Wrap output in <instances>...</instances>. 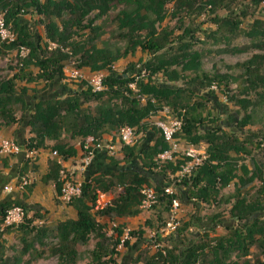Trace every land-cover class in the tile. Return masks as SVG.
<instances>
[{
  "label": "trees",
  "instance_id": "16d2710c",
  "mask_svg": "<svg viewBox=\"0 0 264 264\" xmlns=\"http://www.w3.org/2000/svg\"><path fill=\"white\" fill-rule=\"evenodd\" d=\"M189 1L0 0V13H3L4 23L9 25L15 35L13 42L1 44L2 47L7 45L12 49L18 47L28 49L21 68L9 79L0 80L2 126L9 127L16 122L12 112V107L15 105H20L22 111L23 109L27 110L22 94L17 95L15 92V81L27 83L40 81L44 86H47L48 83L55 80L64 79L62 62L66 57L57 49L45 52L41 46L42 39L27 29L25 22L20 17L21 14L29 12L38 16L36 24L43 27L46 42L63 46L70 38L69 32L72 28H85L81 26V23L89 13L96 12L94 18H100L112 6L120 5L122 9L115 17L117 29L126 30L128 48L122 55L118 53L110 55L104 50L94 48L85 50L80 56L77 68H87L89 71L95 72L106 69L112 62L124 57L128 52L133 53L137 48L152 55L162 50L170 32L161 31L160 35H157L155 25L164 20L166 4L172 3L175 9L180 10L182 6H188ZM222 2L224 1L207 0L204 4L215 9ZM251 2L257 6L264 0H252ZM212 23L216 26L215 32H224L233 37L241 35L251 41L252 48L260 49L264 46V20L254 19L250 26L243 31H239L237 19L215 18ZM91 24L92 21L88 20L86 26ZM140 32L145 33L142 39L137 35ZM189 33V29L182 31L184 35ZM191 46V43L181 42L175 46L171 55L153 57L151 61L144 63L142 67L148 74L146 80L139 78V69L136 71L130 67L132 71L130 73L115 75L111 72L106 75L102 79L103 91L90 92L89 89H80L63 97L34 102L26 121L30 134V138L25 142L27 150L46 149L45 143L53 142L52 151L56 152L57 157L64 161L74 157L76 150L72 145L61 140L63 136L66 135L69 140L84 139L88 136L98 139L104 134L115 135L122 126L135 128L136 135L145 133L151 143H147L137 152L134 146L121 149L122 161L139 164L144 175L130 170L123 172L107 169L83 180L79 198L69 204L75 212L74 219H66L49 225H33V219L26 217L28 210L24 206L8 201L1 202L0 224L4 212L12 206H20L25 214L23 223L14 228L4 227L5 232H9L11 229L16 230L20 249L13 253H6L4 246L0 243V264H20L23 258L28 255L38 258L40 250L42 252L46 246L45 240L49 238L55 239L56 246L52 248L51 253H57L58 264H75L78 248L85 246L92 237L95 240L91 252L92 261L95 264H117L113 256L116 255L115 248L119 244L121 231L115 230L116 237L109 243L102 231V226L95 221L94 215L108 220L136 216L139 212L138 206L141 199L139 190L143 186L153 188L157 195L156 205L162 207L164 211L168 210L170 197L163 194L162 188L169 184L168 176L177 171L178 163L166 162L157 169L154 160L158 154L167 150V145L159 132L143 121L151 112L160 110L162 105L170 106L173 114L179 117L180 110L176 111L175 107L180 105L182 98L179 97V89L155 85L152 83L151 77L160 74L168 82H177L181 79L180 74L190 72L193 74L191 81L197 82L198 88L201 89L214 84L218 85L226 79V76L218 73L206 74L202 72L201 55L198 51H192ZM263 59L262 56L254 55L242 65L249 89H260L261 94L258 97L262 101H264V73L261 74L257 69L252 68ZM30 65L37 69L34 76L31 73H24V70ZM173 67H178L179 71L173 70ZM129 85H133V88H130ZM21 90L22 93L25 92V89ZM212 94V92L209 93L210 96H207L204 102H211ZM140 98H143L142 104L138 102ZM114 100H118L119 104H116ZM90 102L96 103L92 114L81 108L83 104ZM236 102L242 109L251 106V103L245 99ZM179 107L185 110L182 114L180 131L175 136L181 137L191 145H206L208 156L194 175L187 179H181L176 185V187L183 188L182 193L185 200L190 202V199H199L205 202L210 196L216 195L219 189L227 187L233 179H237L236 185L238 184L241 189L247 187L254 180H258L261 196L257 195L248 199L242 196L236 188L232 196L233 204L229 209L230 221L223 225L225 230L223 236L213 238L205 236V238H201L200 242L192 243L181 250L176 246L169 245L167 248L155 251L144 260L143 264H264V174L262 170L250 160L252 165L250 176L236 177L233 174L234 162L229 155L248 153L244 140L238 141L235 136H227L221 130V125L214 124L216 119L210 120V123L215 126L207 127L204 119L200 116L190 115L192 109H187L186 105ZM68 118L72 119V124L66 126L65 121ZM249 122L250 116L244 115L240 120L234 119L232 125H235V128L240 131ZM109 165V168H116L118 162L109 159ZM46 168L43 180L53 185L57 196L61 186L60 165L56 160L50 159L47 161ZM149 174L159 175L161 181L164 180L165 183L151 184L148 179ZM95 189L111 190L114 192V197L110 207L91 215L90 205ZM156 205L152 208H155ZM35 217L38 218L39 215H35ZM155 218L160 220L161 216L156 215ZM161 223L160 226L163 225ZM145 224L152 228L149 221H146ZM142 234L140 230L128 233L137 241L142 240ZM155 234V239L158 240L159 234L157 232ZM122 246L127 247L128 242L124 241ZM252 247L262 254V260L255 259L251 263L246 259ZM205 249L206 254H202Z\"/></svg>",
  "mask_w": 264,
  "mask_h": 264
},
{
  "label": "rangeland",
  "instance_id": "374dc122",
  "mask_svg": "<svg viewBox=\"0 0 264 264\" xmlns=\"http://www.w3.org/2000/svg\"><path fill=\"white\" fill-rule=\"evenodd\" d=\"M205 1L207 0H190V4H188V6H182L180 10L175 9L172 3L166 4L164 8V20L155 25V32L157 35H160L161 31L170 32L167 42L162 50L152 55L146 51L142 52L137 48L133 53L128 52L124 57L112 62L106 69L92 73H101L104 77L111 72L115 75H121L123 73L132 72L130 67H133L136 71L139 69V78L146 80L148 74L142 67L144 63L151 61L153 57L171 55L175 46L179 45L181 42L191 43V50L198 51L201 55V71L206 74L218 73L219 75H224L226 76L225 81H222V83L218 85L214 84L210 87H204L201 89L198 88L199 86L197 82L191 81L193 74L186 72L180 74L181 79L177 82H168L160 74H156L151 77L152 83L155 85H165L179 89V97L182 98L180 105H186L187 109H192L193 111H190V115H196L197 117L200 116V118L204 119V123L207 127H212L217 123L222 126L221 130L227 136H235L238 141L244 140V145L248 153L229 155L234 162L233 174L236 177L250 176L252 169L250 160H252L264 174V101L260 100L258 97V95L261 94L260 89H249L248 83L246 82L247 77L245 76L242 67V65L254 55L264 57V46L260 49L252 48L250 45L251 41L241 35H235L233 37L230 35L228 36V34L224 32H215L216 26L212 23V20L215 18L237 19L239 22V31L246 30L254 19L264 20V2L255 6L251 2L252 0H220L224 2H222L217 8L213 9L210 5H205ZM121 9L122 7L120 5L112 6L107 13L100 18H94L96 12L89 13L81 23V26H84L85 28H72L69 32L70 38L63 46L46 42L43 27L36 24L39 19L38 16L28 12L21 14L20 17L25 22L27 29L42 39L41 46L45 52H51L57 49L66 57L62 62L63 76L66 81L70 82L71 85L76 88L78 87L80 90L86 89L84 84L82 82L70 80L66 78L65 75L72 64H76L77 67L80 56L85 50L94 48L104 50L110 55H116L117 53L122 55L124 50L128 48L126 30L117 29L115 18ZM88 20L92 21L90 26H86ZM183 29H189L190 33L188 35L182 34ZM137 35L142 39L145 33L140 32ZM1 44L6 43H0V80H6L21 68L23 59L20 58L17 48L12 49L7 45L2 47ZM226 50L228 52H224ZM26 51L27 55L28 49H26ZM172 69L179 71L178 67H173ZM252 69H257L258 72L263 74L264 59L260 60ZM82 70L88 69L82 68ZM88 72L91 73L89 70ZM24 73H31L32 76H34L37 73V69L30 65L24 70ZM33 87L38 93L44 90V87L41 89L42 82L40 81H33L30 83L18 80L15 81L16 94L22 93L21 89H26L27 95H31L33 93L31 89ZM211 92L213 93L211 102H204V99H206L207 96H210L209 93ZM242 99L249 101L251 106L242 109L236 102ZM138 100L140 104L143 103V100ZM114 101L116 104H119L118 100ZM95 106V102H90L83 104L81 108L92 114L94 113ZM179 106L177 105L175 109L176 111L180 110V116L182 117L185 109L182 110ZM162 107H167L171 112V115L175 117L170 106L162 105ZM12 112L14 118H16L22 112V108L20 105H15L12 107ZM244 115L250 116V122L239 131L235 128V125H232L234 124L232 122H234V119L240 120ZM211 119H216V122L214 124L210 123ZM149 121L152 120H148V122ZM228 125L232 126L229 127ZM6 128L8 129V127L2 126V121L0 120V130H5ZM104 135L113 136L114 138L116 134ZM141 135L142 134L137 135V138H139L137 146H139L141 141ZM61 140H64L70 145L74 143L72 146H75L76 149L82 142V139L69 140L66 135L63 136ZM177 141L180 146L185 144V141L181 137H177ZM52 145V143H47L46 149L44 150L46 154H51ZM194 147L202 148V151L206 152V145L204 144H198ZM4 157L7 156H0V166L6 168L8 161L5 160ZM118 158L119 156L117 154L113 159H117L115 161L118 162L119 167L120 165L123 167L128 166L127 170L141 174L142 170L138 165L136 166L135 164H132L131 161L124 163ZM78 160L76 162H78ZM25 165L27 168V163H25ZM26 168H20L18 173V179L20 180V178H23L26 181V185L22 189L17 190L21 195L20 201L31 206L35 204H42L44 206L41 207V209H44L43 212L37 211L35 213V215H39L38 218H36L33 213H28L29 210L27 211L26 217L28 219H33V225H49L66 219H74L75 212L73 208L69 204L61 203L56 195L50 199H47L44 195V198H40L39 201L31 199L32 188L34 186L33 166H29V170ZM73 176L74 174H72V177ZM236 183L237 179H233L227 187L219 189L216 195L210 196L205 202H202L199 199H190V202L187 203L185 202L186 200L184 199V196L180 193L181 190L179 192L177 191V198L179 201V208L176 212L177 226L173 231H167L164 234L159 235L160 238L158 240L155 239L154 234L156 232L158 233V231L163 228L164 223L169 220V207L167 211H164L162 207H159L158 205H156L155 208L151 207L148 210L142 211L138 208L139 212L135 217H127L123 219V222L118 219L108 220L104 217H96L92 213L91 215H94L97 224L102 226V231L105 233L104 235L109 240V243L116 237L115 230L119 229L121 231L119 245L115 248L116 255L113 256V259L117 264H143L144 260L155 253V251L167 248L168 245L176 246L181 250L192 243L200 242L202 237L205 238L206 236L207 238H213L223 236L225 234L223 225L230 221L229 209L233 204L232 196L235 193L234 190L238 188V192L248 199H252L257 195L261 196L259 193L260 183L258 180H254L243 189L239 188L240 186H238V184L236 185ZM53 192L55 193V191ZM156 215L161 216L160 220L155 218ZM110 221L116 224V228L110 230ZM146 221L150 222L152 228L145 224ZM161 222L163 223L162 226H160ZM210 228H212V230H209ZM137 230H140L143 233L141 240L142 244L140 248L133 253L132 257L130 256V258H126L128 257V254H126L128 248L122 246V240L124 241L126 239L128 245L133 244L136 241L135 237H131L127 235V233ZM0 231H2L0 235V243L4 246L6 253L18 251L20 245L16 230L11 229L9 232H5L4 227H2ZM94 243L95 240L92 237L85 246L78 248V255L75 264H95L92 261L91 256ZM45 244L46 246L43 248L42 252L40 250V256L38 258L28 255L23 258V261L20 264H58L59 260L57 253H51L52 248L56 246L55 239L49 238L45 240ZM202 254H206V249L203 250ZM233 259L236 260L237 258ZM246 259L252 263L255 259L262 260L263 256L256 248L252 247L249 250Z\"/></svg>",
  "mask_w": 264,
  "mask_h": 264
},
{
  "label": "built area",
  "instance_id": "2783aa9c",
  "mask_svg": "<svg viewBox=\"0 0 264 264\" xmlns=\"http://www.w3.org/2000/svg\"><path fill=\"white\" fill-rule=\"evenodd\" d=\"M15 40V35L10 30L9 25H5L3 13H0V43L9 44ZM17 51L20 58H25L27 51L23 47H18ZM66 78L74 80L76 82H82L86 89L90 92H100L104 90L102 79L104 76L101 73H90L88 70H82L77 68L76 64H72L69 68ZM133 88V85H129ZM143 100V98H140ZM148 120H152L149 121ZM147 124L154 127L160 134L161 138L167 145V150L158 154L154 160L155 166L166 162L178 163L177 171L168 176V183L162 188L164 195L170 197L169 200V214L170 218L167 220L163 228L158 231L159 235L164 234L167 231H173L177 226L176 212L179 208V201L175 197V187L181 181V179H187L196 173L197 169L207 159L206 152L202 151V148H196L195 145H191L185 142L183 146H180L175 136L182 125V117H173L167 107H162L160 110L151 112L145 120ZM137 135L135 128L122 126L118 129L116 136L112 140H103L102 138L85 137L79 146L81 156L78 160V164L82 167L86 166L94 156L95 152H103L107 157L114 158L121 148L132 147L135 145ZM21 152V149L11 140L0 141V156H12ZM25 159H29L35 150H23ZM51 157L56 158L57 164L60 165V158L57 157L56 152L51 151ZM59 179L61 186L57 194L58 200L63 204H70L75 199L79 198L81 183L72 178V173L59 170ZM26 185V181L20 178L18 189H22ZM7 188L4 187L3 190ZM119 190V189H117ZM94 198L90 205V211L92 214L104 211L110 207L113 201L114 194L112 191H101L99 189L94 190ZM141 196L139 203V210H148L152 206L157 204V195L153 188L141 187L139 190ZM24 210L20 206H12L4 212L0 228L2 227H16L23 223ZM110 230L116 228V224L112 221L109 222ZM128 235V233H127ZM155 237V234H154ZM154 239V238H153ZM126 241V239L124 240ZM122 240V244L124 242ZM119 243V241H118ZM119 245V244H118ZM117 245V246H118Z\"/></svg>",
  "mask_w": 264,
  "mask_h": 264
},
{
  "label": "crops",
  "instance_id": "0c3cea01",
  "mask_svg": "<svg viewBox=\"0 0 264 264\" xmlns=\"http://www.w3.org/2000/svg\"><path fill=\"white\" fill-rule=\"evenodd\" d=\"M43 87H44V90H42L39 93L36 91V89L34 90V87L31 89V91L33 92L31 95H27L26 89H25L24 93H20L23 96L27 110L24 111V109H23L24 112L23 111L22 112L24 113V115H23V113H20V115L15 118L16 122L14 124H12L10 127H8V129L6 128L5 130H0V141L1 140H11L21 149V152L16 154V155L4 157V159L8 161L6 168L0 166V203L4 202V201H8L10 203H17L19 205L24 206L25 209L29 210L28 213H33V214L37 211L43 212L44 209H41V207H44V206L42 204H40V205L35 204V205L31 206V205H28L27 203L20 201L21 195L17 191L18 190L17 187L19 184V179H18L19 178V174H18L19 169L20 168L25 169L26 168L25 163H27L26 169H28V170L30 169L29 166H33L32 170H33V174H34V179H33L34 186L32 188L31 199H33L34 201H36V200L39 201L40 198L41 199L44 198V195L47 197V199H50L51 197L55 196V193L53 192L54 191L53 185L50 182H45L43 180V176L45 175L46 170H47V168H46L47 161L50 159L56 160V158L50 157V155L46 154L44 151L45 149H39V150H35V153L32 154L29 159H25L23 150L25 149V142L27 141L28 138H30V134L28 131L29 129L26 125L27 116H28L34 102L40 101V100H48V99L63 97V96H66L72 92L79 90L78 87L76 88L75 86L71 85V83L66 81L65 78L62 80H55L51 83H48L47 86H44V84L42 83L41 89H43ZM21 92H22V90H21ZM17 95H19V94H17ZM143 122L146 123V121H143ZM70 124H72V119L68 118L65 121V125L68 126ZM101 138L103 140H112L115 137L113 138V136L102 135ZM138 139L139 138L136 139V143L134 145V147L136 148V152L138 150H140L143 146H145L147 143L148 144L151 143V142H149V139L145 133L141 135V141L139 143V146H137ZM47 143L53 144V142H47ZM47 143H45L46 146H47ZM72 144H74V143H72ZM73 148L76 150V155L74 157H70L64 161L60 159V169L64 170L65 172H69V170H70V172H72V174H74V176L72 178L78 182H83V180H85L90 175L96 174L100 171L107 170V169L123 171V172L128 171L127 170L128 166L123 167L122 165H120V167H119V164H118V167H116V168H109V166H110L109 165V159H112L114 161L117 159L109 158L101 151L95 152L91 161L86 166L81 168V166L78 164V162H76L78 160V158H80V156H81V151H80L79 147L76 149V147L73 146ZM118 156H119L118 159L121 161L122 157H123L121 151L118 152ZM132 164H133V162H132ZM130 165H131V163H130ZM137 165H139V164H136V166ZM140 175H144L143 172H141ZM148 179L151 182V184H164L165 183L164 180L161 181L160 176L157 174H152V175L149 174ZM4 187H6L7 189L2 191V189ZM180 190H181L180 193L183 195V193H182L183 189H180L179 187H175L174 192H175L176 198H177V191L179 192ZM112 193L114 194L113 191H112ZM184 199H185V197H184ZM185 202L189 203L188 201H185ZM34 203H36V202H34ZM90 213H91V211H90ZM117 219L122 220V222H123V219H125V218H117ZM136 241L133 244L128 245V247H126V248H128L126 250V252H127L126 254H128V257H126V258H130V256L132 257L133 253L136 252L138 250V248H140L142 241L141 240H139L137 242Z\"/></svg>",
  "mask_w": 264,
  "mask_h": 264
}]
</instances>
